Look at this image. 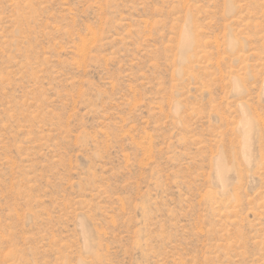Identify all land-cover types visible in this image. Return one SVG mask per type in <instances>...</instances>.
Masks as SVG:
<instances>
[{
  "label": "rangeland",
  "instance_id": "1",
  "mask_svg": "<svg viewBox=\"0 0 264 264\" xmlns=\"http://www.w3.org/2000/svg\"><path fill=\"white\" fill-rule=\"evenodd\" d=\"M0 264H264V0H0Z\"/></svg>",
  "mask_w": 264,
  "mask_h": 264
},
{
  "label": "bare ground",
  "instance_id": "2",
  "mask_svg": "<svg viewBox=\"0 0 264 264\" xmlns=\"http://www.w3.org/2000/svg\"><path fill=\"white\" fill-rule=\"evenodd\" d=\"M188 40V39H187ZM249 125V124H248ZM246 126V125H245ZM247 127V126H246ZM249 127V126H248ZM250 128V127H249ZM250 133V132H249Z\"/></svg>",
  "mask_w": 264,
  "mask_h": 264
}]
</instances>
